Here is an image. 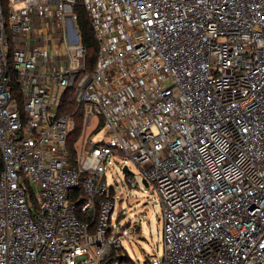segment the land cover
I'll list each match as a JSON object with an SVG mask.
<instances>
[{"label":"built area","instance_id":"obj_1","mask_svg":"<svg viewBox=\"0 0 264 264\" xmlns=\"http://www.w3.org/2000/svg\"><path fill=\"white\" fill-rule=\"evenodd\" d=\"M66 92L84 111L74 163ZM117 154L160 199L156 264H264V0H0V264H135L112 221Z\"/></svg>","mask_w":264,"mask_h":264},{"label":"rangeland","instance_id":"obj_2","mask_svg":"<svg viewBox=\"0 0 264 264\" xmlns=\"http://www.w3.org/2000/svg\"><path fill=\"white\" fill-rule=\"evenodd\" d=\"M98 119L100 117L94 113L92 123L87 129L88 135L97 126ZM98 128L94 131L97 132L95 135H89L90 138L93 135L94 142L106 138V130L103 127L100 130ZM125 166L135 174L142 189H131L128 186L127 174L123 171ZM106 179L116 196L112 221L120 226L118 233L123 243L120 252L126 253L135 264H156L165 255L164 221L159 197L152 187L142 185L138 167L123 155L117 154L110 159Z\"/></svg>","mask_w":264,"mask_h":264},{"label":"trees","instance_id":"obj_3","mask_svg":"<svg viewBox=\"0 0 264 264\" xmlns=\"http://www.w3.org/2000/svg\"><path fill=\"white\" fill-rule=\"evenodd\" d=\"M3 2L6 5L7 0H3ZM77 12L79 15L78 27L81 34L82 44L87 49L88 71H92L95 68L99 44L94 34V30L91 26L90 18L86 9L82 7H78ZM14 86L15 88H17L15 83ZM16 95L20 99V94L18 92H16ZM60 111L62 114L70 115L75 122V127L70 135L68 142V149L71 155V161L72 163H74V159L77 155V144L81 139L84 131L83 107L82 106L79 107V105L74 101V97L72 96L71 92H66L63 98V103ZM102 127L103 124L101 123L98 129L100 130ZM30 198H31V203L36 205L37 203L36 199L32 196ZM125 260H129L128 256L125 258Z\"/></svg>","mask_w":264,"mask_h":264},{"label":"water","instance_id":"obj_4","mask_svg":"<svg viewBox=\"0 0 264 264\" xmlns=\"http://www.w3.org/2000/svg\"><path fill=\"white\" fill-rule=\"evenodd\" d=\"M123 171H124V173H130V174H132L130 171H129V169H128V167L127 166H125L124 168H123ZM145 185L147 186V183L145 182ZM146 263V262H145Z\"/></svg>","mask_w":264,"mask_h":264}]
</instances>
